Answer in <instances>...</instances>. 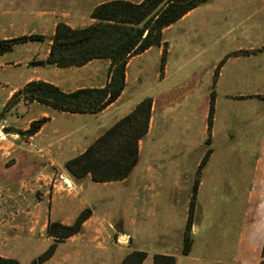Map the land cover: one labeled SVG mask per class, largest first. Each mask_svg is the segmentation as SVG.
I'll return each mask as SVG.
<instances>
[{"label": "rangeland", "instance_id": "374dc122", "mask_svg": "<svg viewBox=\"0 0 264 264\" xmlns=\"http://www.w3.org/2000/svg\"><path fill=\"white\" fill-rule=\"evenodd\" d=\"M106 1L110 0H0V41L29 34L46 37L42 42L16 45L0 55V119L6 120L9 128L26 132L32 122L47 119L33 135H14L0 142V145L14 143L18 159L16 165L14 158L1 161L3 172L0 168V175L7 171L8 189L12 184H15L14 189H19L20 184H33L36 178L37 185L45 183L37 192H31L32 204L42 208L41 223L29 234L28 242H12L10 255H14L19 264H31L53 242L46 234L50 222H69L71 218L73 222L78 212L89 208L92 212L89 228L94 235H99L98 240L79 236L81 231L56 244L52 255L55 257L49 264L66 261L72 264L68 263V252L85 248L103 251L110 264L118 260L120 264L132 251L146 254L142 264H153L155 255L171 256L164 252L171 253L175 261L180 257L174 264H238L235 255L238 238L244 227L247 229L245 220L250 219L253 212L248 207L249 192L242 176L248 171L264 170V81L259 75L249 80L239 72L250 68L255 72L264 67V0H209L167 28L171 30L164 29L159 46L128 60L126 70L131 63L125 94L112 112L113 119L124 117L136 101L151 99L154 91L167 89L175 97L180 95L184 99L186 95L194 100L197 123L201 122L205 130L204 133L198 131L188 146L180 141L169 147L168 152L172 154L168 160L162 158L158 163L163 169L159 173L161 177L153 174L155 166L152 169L150 164L147 130L138 141V162L129 176L122 181L96 183L90 176L75 180L65 163L81 154L107 130V118H100L106 108L96 114H84L86 119L76 116L71 120L36 102H10V99L27 80L39 77L55 82L64 92L87 84H107L108 67L104 64L107 60H94L90 70L31 65L45 60L55 24L61 22L71 28L87 26L92 23L93 9ZM193 29H200L199 33L194 34ZM179 36L180 44L174 47L171 37ZM234 43L238 48L249 43L254 49L234 50ZM228 58L234 66L226 62ZM172 59L184 65L186 77L181 81L172 76L168 82L159 84ZM193 69L199 74L188 75ZM235 69L238 75L233 73ZM90 74L94 77L89 81ZM179 86L178 94L175 90ZM68 126L72 127V139L68 137ZM88 127L93 129L83 132ZM64 136L62 142L60 139ZM155 182L160 189L149 193L147 188L155 187ZM78 184L83 191L76 194ZM138 188L141 205L139 210H133L132 197ZM2 191L0 200L5 197ZM46 217L51 220L43 228ZM188 219L190 229L186 228ZM133 220L135 227L124 230V224ZM127 234L130 237L126 239ZM185 238L190 240L191 253L182 258ZM263 249L264 241L261 260L255 264H264ZM249 252L255 256L260 250L253 243ZM103 256L93 259L101 260Z\"/></svg>", "mask_w": 264, "mask_h": 264}, {"label": "trees", "instance_id": "16d2710c", "mask_svg": "<svg viewBox=\"0 0 264 264\" xmlns=\"http://www.w3.org/2000/svg\"><path fill=\"white\" fill-rule=\"evenodd\" d=\"M209 0H110L96 6L90 14L92 23L71 28L58 22L49 39L45 60L32 62V66H54L59 69L81 67L94 60H107L108 82L103 87L79 88L64 92L58 86L41 80L27 82L17 90L10 102L24 100L36 102L52 110L69 114H96L114 103L125 86V70L130 58L159 46L162 31L185 15L208 3ZM43 35L29 34L0 41V55L19 44L42 42ZM163 60V57H162ZM209 117L211 120L213 94ZM150 100L140 101L134 109L119 119L96 138L81 154L65 163L66 170L75 180L90 176L91 181L106 183L125 180L138 162V141L148 130ZM47 119L30 124L29 135L35 134ZM207 158V153L203 161ZM83 209L72 224L50 222L46 234L53 242L49 248L31 261L42 264L48 260L56 244L81 233L83 224L91 216ZM186 228L190 229L188 219ZM190 240L184 239L182 255L190 252ZM264 255V249L262 252ZM146 254L132 251L120 264H142ZM172 256L155 255L153 264H174ZM0 264H19L16 259L0 257Z\"/></svg>", "mask_w": 264, "mask_h": 264}, {"label": "crops", "instance_id": "0c3cea01", "mask_svg": "<svg viewBox=\"0 0 264 264\" xmlns=\"http://www.w3.org/2000/svg\"><path fill=\"white\" fill-rule=\"evenodd\" d=\"M134 2H139L141 0H131ZM191 13V12H190ZM189 14V13H188ZM185 18V16L183 17ZM56 25V24H55ZM54 25V27H55ZM73 28V27H72ZM169 28V27H168ZM168 30L171 29H165V31L167 32ZM200 29H193L194 34H196ZM54 32V29H53ZM52 32V34H53ZM199 33V32H198ZM171 43L172 45H175L174 47L178 46L180 44V36L179 38H175V37H171ZM173 39L175 41H173ZM188 44L192 45V42L188 41ZM232 44H230L231 46ZM248 47V48H247ZM257 47V46H256ZM255 47V48H256ZM234 50H238L240 48H244V49H254V47L249 43L243 44L241 45V47H237V45L234 43L233 45ZM258 49V48H256ZM147 52V51H146ZM264 52V51H262ZM48 54V51H47ZM44 57V59H46L47 57ZM145 54V53H144ZM160 54V51H159ZM250 56H254L253 54H251ZM229 60V61H228ZM93 62L95 61H91L88 64L78 67L80 69L83 70H90V66L91 64H93ZM106 68L108 67V61H104ZM226 62H232L231 66H234V62L231 61V58L226 59ZM131 61L128 63L127 66V70L130 66ZM169 66V67H168ZM166 66L165 70H164V78L159 82V84L165 83L166 81L168 82V80L172 77V76H177L179 77L178 80H184V78L186 77L185 72H183V67L184 65H179L178 62H175L173 59L171 60L170 65ZM48 68H53L48 67ZM169 68V69H168ZM174 71H173V69ZM127 70H126V85H127ZM138 72V71H137ZM188 75L190 74H199L198 70H191L189 72ZM233 73L237 74L236 69L233 71ZM242 75L248 76L249 80H252V77L254 75H259L260 80L264 81V67H262L260 70L255 71L250 68V69H244L243 71L239 72ZM221 73H219L220 75ZM94 76L92 74H90L88 76L87 80H92ZM41 80L44 82H49L55 86H57V84L55 82L49 81L47 79L44 78H35V80ZM235 79V78H234ZM34 80V79H29L27 80L25 83ZM88 81V82H89ZM178 84V83H177ZM166 85V84H165ZM104 84H98V85H92V84H87L84 87H79V88H86V87H103ZM162 86V85H161ZM79 88H75L79 89ZM165 88V87H164ZM180 86L178 87V89H176L175 91L179 94L180 91ZM73 91V90H72ZM175 93V94H177ZM125 94V89L122 91L121 95L119 96V98L112 103L111 105H109L104 111L101 112V116L100 118H107V125L105 126V129H108L109 127H111L118 119L121 118L117 117L116 118H112V112L115 109V106L121 104V100L123 95ZM186 96V95H185ZM183 97L184 99H182V96H178L175 97V95H173V93H168V90L166 89L164 92H158L154 91V93H152L150 95V112H149V121H148V139H149V159H150V164L155 169H153V174L155 173L156 177H161L160 176V172L163 171V169H161L162 167L158 165V163L163 160L162 158H165V160H168L169 156L172 154L170 151L169 147L175 146V144L179 143L181 141L180 144L183 145H190L191 141H192V137L195 134H198V131L202 130V133H204L205 127L202 126V123L200 122L199 124L197 123V117H196V109L194 107V100H189L190 98ZM189 96V95H188ZM182 99V100H181ZM139 103V101H136L135 103H133L132 105H130V108L128 109V111L125 113L128 114L131 112V110ZM61 116H64L65 118H70L71 120L73 118H76V116L79 118H88L87 115H73V114H65V113H60ZM45 115V114H44ZM53 120V118L51 117V121ZM50 121V122H51ZM67 128V126H65ZM93 128H84L83 132H89L91 131ZM153 133H155V138H153ZM72 135V127L68 126V137L70 139H72L71 137ZM14 137V135H9L7 136L9 137ZM66 136L62 137L60 140L65 139ZM4 141H7V139H5ZM2 142V141H0ZM63 142V140H62ZM9 143V142H8ZM72 143V141H70L69 143H67V148H69L70 144ZM161 143V144H159ZM75 144V142H74ZM14 143L11 144H7V145H0V168L2 170L1 167V161L2 160H6L8 158H14L15 159V164H17L18 159L15 157V149H13L14 147ZM61 146V145H60ZM164 147V148H163ZM66 150H69L67 149ZM167 149V150H166ZM164 154V155H163ZM13 165V166H14ZM27 167V166H26ZM157 167V168H156ZM3 172V170H2ZM6 172L4 171V175H0V190H3L1 193L3 194V196H5L4 198H2L0 200V257L2 258H15V256L10 255V251H11V245L12 242H28L30 240V235L33 230L35 228L38 227V225L41 223V218L43 216V212H42V208L40 207V205L36 204L33 205L32 204V198L34 197V195H32L33 193H31L32 191L37 192L39 188H42L43 184L45 185V183L37 185L39 183L38 182V178H36L35 182L33 184L30 183H26L24 185L20 184V188L19 189H14L15 184H12V186L8 189L6 186H10L7 181L6 178ZM162 173V172H161ZM245 178V185H246V190L249 192L248 194V207H250L252 209V215L251 218L246 219L245 220V226L247 227V229L244 227V232L243 234L240 235V237L238 238V242H237V246H238V251L236 252V256L238 257V264H255L257 262V260H261V251H262V244L264 241V170L261 171H248L245 172V174L242 176ZM63 185L65 187V180L63 179L62 181ZM155 187H149L147 188V191L150 193V190H155L156 192H158V190L160 189V185L157 184V182L154 183ZM157 184V186H156ZM4 185V186H3ZM73 185V183H72ZM4 187H6L7 189H5ZM55 187V185H54ZM76 187V194H79L81 191H83L82 187H80V185L78 184ZM13 189V190H12ZM37 190V191H36ZM17 191V193H16ZM140 193L141 190L140 188H138L136 190V193L133 194L132 197V208L133 210H139L140 208ZM5 194V195H4ZM259 194V195H256ZM37 195V194H36ZM39 199H42V196L39 197ZM151 200V199H150ZM52 201L54 202V197L52 198ZM155 206H157V203H154ZM87 204H85L86 206ZM85 209V208H83ZM254 209V210H253ZM81 212V211H80ZM79 213V212H78ZM77 213V215H78ZM139 211L135 214L138 215ZM76 215V216H77ZM75 216V217H76ZM49 219L51 220V218H47L45 219V224L43 226V228L46 227ZM75 219V218H74ZM103 221V220H102ZM60 223L65 224V225H70V223L72 222V218L70 219V221H65V220H59ZM138 222V220H137ZM91 224V218H89L83 225V229H82V234H78L79 236H84L85 239H88L90 241L93 240H98L99 235H94V233L91 232V229L89 228ZM94 225V224H92ZM136 222L135 220L132 221V223H125L124 224V230H128L129 228H131L130 226L135 227ZM110 227V225H109ZM134 230V229H133ZM247 230V231H246ZM95 232H98L97 229L94 230ZM89 237V238H88ZM92 237V238H91ZM120 237V236H119ZM126 239L129 236V234H127ZM121 238V237H120ZM255 243L256 244V248H259L260 252L254 254L251 252H249V250H252V244ZM191 252L188 253V256L190 255ZM106 253H104L103 251H98V250H92V249H82V250H78L76 252H72L69 251L67 257L70 259L68 261V263H72V264H110V260L108 258V256L104 255ZM163 254L165 255H171V253L169 252H164ZM104 255V256H103ZM99 256H103V259L101 260H95L96 258H98ZM187 255H182V258H187ZM55 257L52 256V258H50L49 260L45 261L43 264H49V262L51 260H53V258ZM76 258V259H75ZM81 258H83L84 260L81 261ZM95 258V259H93ZM180 258V257H179ZM177 258L176 261L179 259ZM72 259V261H71ZM80 259V260H78ZM106 259V260H105ZM105 260V261H104ZM175 261V262H176ZM120 260H118V262H115L114 264L119 263ZM258 263V262H257ZM62 264H67L66 262H63ZM112 264V263H111Z\"/></svg>", "mask_w": 264, "mask_h": 264}, {"label": "water", "instance_id": "95a60500", "mask_svg": "<svg viewBox=\"0 0 264 264\" xmlns=\"http://www.w3.org/2000/svg\"><path fill=\"white\" fill-rule=\"evenodd\" d=\"M4 133L7 135H17L19 137H27L29 136V133L26 131H20L19 129L10 127L4 130Z\"/></svg>", "mask_w": 264, "mask_h": 264}, {"label": "built area", "instance_id": "2783aa9c", "mask_svg": "<svg viewBox=\"0 0 264 264\" xmlns=\"http://www.w3.org/2000/svg\"><path fill=\"white\" fill-rule=\"evenodd\" d=\"M9 128V125L7 124L6 120L0 119V141H4L6 139L7 134L4 133V130Z\"/></svg>", "mask_w": 264, "mask_h": 264}]
</instances>
